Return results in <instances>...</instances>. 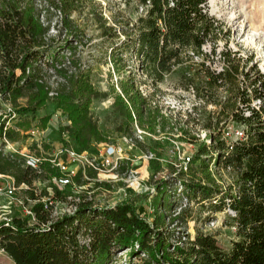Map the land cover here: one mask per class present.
<instances>
[{"label":"trees","instance_id":"obj_1","mask_svg":"<svg viewBox=\"0 0 264 264\" xmlns=\"http://www.w3.org/2000/svg\"><path fill=\"white\" fill-rule=\"evenodd\" d=\"M146 1L139 0L144 4ZM148 1L146 14L137 18L132 36L111 50L122 48L140 55V68L146 76L144 83L154 88L176 66L192 69V72L183 71L180 83L184 89H194L199 103L193 106L194 116L188 113L189 118L184 122L174 118L176 123L170 126L172 118L161 113L158 106L152 107L146 97L129 99L137 118L144 114V124L147 121L150 127L156 125L159 117L162 129L176 128L182 139L192 142L196 138L188 137L189 123L210 131L211 144L201 142L193 161L198 160L204 167L212 160L231 166L236 172L233 183L221 189L212 182L180 179L190 199L204 206L207 213L229 207L235 214L228 215L226 220L234 229L229 247L221 248L209 232L197 230L193 237L182 240L179 234L174 235L163 227L161 212L167 211L173 202L169 198V205L163 210L167 193L159 188L160 202L152 221L140 217L130 202L109 207H95L85 202L73 214L49 224L41 204L35 206L37 224L27 225L19 219L10 224L0 223V248L15 264H112L115 252L124 248H129L132 254L144 253L147 257L141 264H264V79L260 74L251 78L241 69L235 55L232 57L235 52L230 49L219 50L225 63L219 71L206 63L209 55L203 47L210 45L211 52L215 53L218 42L227 41L230 34L209 13L208 0ZM78 3L79 0L54 3L64 13L62 24L69 33L72 31L68 15ZM41 12L33 0H0V97L14 104L19 98H27V105L18 109L20 113L44 105L48 95L46 81H40L44 74L42 64L47 58L56 60L58 50L69 47L72 41L66 40L57 49L46 46L50 22L40 21ZM99 19L102 34L117 35L100 14ZM195 57L201 60L194 61ZM55 71L65 79L59 83L55 99L71 117L68 134L73 147L81 152L93 139H102L89 115L91 99L98 94L88 79V72L79 70L77 74H69L63 67ZM122 90L128 96L129 84H124ZM254 100L259 101L257 107L252 105ZM209 104L218 108L207 110ZM113 105L124 118L117 131L131 133L130 108L119 95ZM228 121L244 129V138L236 140L232 149L221 138L222 128ZM0 172L13 175L18 184L40 177L34 169L22 168L7 160H0ZM185 212L174 219L185 220Z\"/></svg>","mask_w":264,"mask_h":264},{"label":"rangeland","instance_id":"obj_2","mask_svg":"<svg viewBox=\"0 0 264 264\" xmlns=\"http://www.w3.org/2000/svg\"><path fill=\"white\" fill-rule=\"evenodd\" d=\"M33 3L35 7L42 10L39 15L40 21L46 23L49 20L50 22L46 46L57 49L63 46L66 40H72L69 47L58 50L56 60L47 58V61H44L42 81H46L48 86H54L56 82L59 86V83L64 82V76L57 74L53 69L55 67H51L53 61H57V64L63 62L65 64L63 68L67 70V73L70 70L75 74L79 70L88 72V79L98 94L91 99L89 115L96 122L102 139H93L88 148L83 151L100 150L104 143H113L124 147L125 143L122 136L127 133L117 131L124 118L115 111L113 103L116 95L124 99L130 110H132L130 107L132 104L129 98L146 97L152 107L158 106L165 116L172 118L170 119L172 121L169 123L170 126L171 123H176L174 118L184 122L189 118L188 113L191 112V117L194 116L192 109L196 104L195 96H192L190 91L184 89L180 83L183 71L192 72L191 68L176 66L174 71L166 74L159 86L154 88L150 83H144L146 76L141 71L140 59L134 55L133 51L122 48H117L115 51L111 50L120 46L127 37L132 36L134 30H129V24L137 16L136 10L138 12L139 0H79L76 9L68 15L71 20L72 33L63 28L61 20L63 21L64 13L61 12V18L54 5L57 0H33ZM207 8L211 15L223 23L230 34L227 41L218 42L215 53L211 52L210 45L203 47V50L209 55L205 59L206 63L214 70L219 71L225 63L218 52L221 49H230L231 52H235L232 57L235 55L241 69L248 72L251 78L260 74L264 79V0H208ZM99 14L102 16V20L105 18L113 28L111 32L115 31L117 35L102 34ZM120 34L123 35L120 36ZM200 60L199 57L194 58V61ZM239 78H242L241 74H239ZM126 83L129 84L130 89L128 96L122 90ZM48 92L47 89L48 98L44 105L26 113H20L18 109L27 105V98H19L14 104L0 97V111H7L12 108L19 117L17 122L21 130L25 132L33 125L39 128L46 127L51 114L60 109L62 114L68 115L70 120L68 128H70L72 121L69 113L59 107L56 97L51 98ZM221 94L224 95L225 92L222 91ZM252 105L257 107L259 101L254 100ZM217 108L210 104L206 107L207 110ZM158 119L159 117L156 119V125L150 127L147 121L144 124V114L139 118L136 115L135 123L144 131V136L141 141L127 149V153L130 155L129 166L138 169L140 176L142 175V184L145 187L150 186L156 180H160L167 173L173 172L180 163L179 157L183 152L194 157L200 143L209 139L206 130L191 122L188 124V137H199L200 139L194 144L189 143L179 137L178 129L170 130L168 127V129L163 130ZM133 125L134 123H132V127ZM225 125L231 126L233 130L243 128L233 121H228ZM177 127L179 126L177 125ZM50 137L53 144L63 141L59 131L54 132ZM14 140H17L21 145L27 143V138H23L21 134L14 135ZM64 144L74 148L69 134L64 140ZM47 148L49 146L46 145V150ZM146 152L152 153L153 158L142 159L141 156ZM44 156L47 155L44 154ZM199 164L198 160L189 164L186 172L187 177L204 183L212 182L221 189H225L233 183L236 176L234 170L222 171L219 168L221 165H219L217 170L213 168L212 174L208 167ZM97 177H101L102 183L96 181ZM82 184H84L81 187L82 190H86V195L90 194L96 204L110 205L116 203L123 198L122 196L126 192L130 196L128 201L122 202H130L140 217L152 221L156 215V206L160 202V197H157L156 194L150 195L147 191L135 193L130 190L129 192L122 180L109 181L103 174L98 176L94 172L87 173V179ZM42 185L37 183L38 190ZM81 195H85V193H81ZM168 205L169 197L165 195L163 210ZM206 211L204 206L194 203L186 210L185 220H177L169 212H161L165 221L163 227L173 232L174 235L179 234L182 240L187 236L193 237L197 230L203 233L209 232L214 235L221 248H228L231 239L234 237V229L226 223L227 216L230 214L227 210L212 213ZM210 215L213 217L210 218ZM146 257L142 252L132 254L129 248H124L115 252L112 264H141V260ZM0 264L15 263L7 254L3 253L0 254Z\"/></svg>","mask_w":264,"mask_h":264},{"label":"built area","instance_id":"obj_3","mask_svg":"<svg viewBox=\"0 0 264 264\" xmlns=\"http://www.w3.org/2000/svg\"><path fill=\"white\" fill-rule=\"evenodd\" d=\"M148 4V0L145 4L144 2H140L138 12L136 10L137 16L129 24L130 31L134 30L137 18L146 14ZM55 8L61 15V10L56 6ZM104 22L107 26H110L105 18ZM122 35L120 34V36ZM65 55L67 56V54ZM134 55L141 62V56ZM51 63H53L51 67H55L53 68L54 71L56 68L65 67L63 62L61 64H57V61ZM26 72L28 73L29 69ZM69 73H73V71L70 70ZM46 88L51 98L57 96L58 82L54 86L47 85ZM188 90L192 96H195V91L192 87L188 88ZM198 103L196 100L195 105ZM131 112L134 125L131 133L122 136V140L125 143L124 147L113 143H104L100 150L79 152L64 144V140L68 137L67 128L69 127L70 120L68 115L61 113L60 109L51 114L46 127L39 128L33 125L25 132L21 130L17 122L19 117L12 108H9L7 111H0V160H7L22 168L30 167L40 175V177L32 180L30 183L21 182L18 184L13 175L0 172V223L10 224L15 219H19L27 225L37 224V211L35 209L37 204H41L40 209L46 213V223L49 224L64 215L73 214L78 206L85 202L95 207H109L122 201H128L127 199L130 195L124 192L123 198L121 197L122 199L118 200L119 202L116 201V203L110 205L94 203L91 195H86L87 191L81 188L84 185L82 182L87 179V173L89 172L97 173L98 176L103 174L109 181L122 180L129 192L130 190L135 193L147 191L150 195H157L159 188L163 191L165 190L173 205L163 212H169L174 218L183 210L189 209L194 202L188 196V190L184 189L180 177L188 180L189 177H187L186 172L189 164L193 162V156L183 152L179 157L181 161L173 172L167 173L160 180H156L150 186L145 187L142 184V175L140 176L138 169L129 166L128 161L130 155L127 153V149L141 141L144 136V131L135 123L136 115L134 110L132 109ZM160 112L162 113L161 108ZM168 127L166 126L165 129H168ZM56 131H59L63 141L53 144L50 136ZM209 133L210 131L206 130L208 137ZM16 134H21L23 138H27V143L21 145L17 140H14V135ZM179 137H181V134H179ZM221 138L225 140L228 149H232L233 143L236 140L244 138V129L233 130L231 126L225 125L222 128ZM199 139L198 137L193 142L189 139L183 140L194 144ZM203 142L209 145L212 139L209 137V139L203 140ZM46 145L49 146L47 150ZM44 154L47 156H44ZM141 158L148 160L153 158V154L146 152L145 154L143 153ZM218 167L219 164L214 160L208 165V169L212 174L213 168L217 170ZM219 168L226 172L233 170L229 165H221ZM96 181L102 183L101 177H97ZM37 183L43 184L39 190ZM81 193H85V195H81ZM225 210L231 216L235 215L229 207ZM3 253L4 250L0 248V254Z\"/></svg>","mask_w":264,"mask_h":264}]
</instances>
